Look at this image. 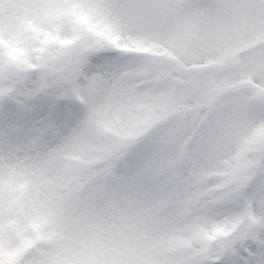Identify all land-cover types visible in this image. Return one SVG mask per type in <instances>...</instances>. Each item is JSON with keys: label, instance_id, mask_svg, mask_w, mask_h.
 I'll list each match as a JSON object with an SVG mask.
<instances>
[{"label": "snow or ice", "instance_id": "1", "mask_svg": "<svg viewBox=\"0 0 264 264\" xmlns=\"http://www.w3.org/2000/svg\"><path fill=\"white\" fill-rule=\"evenodd\" d=\"M69 2L0 0V264H264V88L226 131L169 120L159 6L77 0L103 39Z\"/></svg>", "mask_w": 264, "mask_h": 264}, {"label": "rangeland", "instance_id": "2", "mask_svg": "<svg viewBox=\"0 0 264 264\" xmlns=\"http://www.w3.org/2000/svg\"><path fill=\"white\" fill-rule=\"evenodd\" d=\"M174 1L145 0L159 6L150 13L149 26L167 53L165 64L173 82H177L169 120L201 116L207 109L206 124L213 130L226 131L243 118L257 98L252 97L249 80L264 88V0H213L201 10L183 7L176 11L171 9ZM79 2L107 4L114 0ZM65 10L80 22L81 29L108 38L77 0H70L57 14L64 16ZM23 14L24 10L17 7L0 12L10 29L16 27ZM70 20L67 18L68 23ZM64 27L68 32L66 23ZM63 44L71 47L68 39ZM240 49L246 51L238 56ZM167 124L168 121H161L156 125L159 134H165Z\"/></svg>", "mask_w": 264, "mask_h": 264}]
</instances>
